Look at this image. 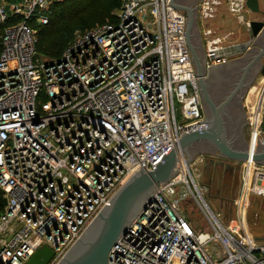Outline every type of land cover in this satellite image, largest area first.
<instances>
[{
  "label": "built area",
  "instance_id": "1",
  "mask_svg": "<svg viewBox=\"0 0 264 264\" xmlns=\"http://www.w3.org/2000/svg\"><path fill=\"white\" fill-rule=\"evenodd\" d=\"M57 1L0 0V264H26L42 247L52 251L45 264H57L141 165L153 170L173 140L210 126L176 0H121L112 22L76 31L46 60L35 49L38 27ZM242 2L229 0L230 11L242 12ZM224 61L215 47L204 53L205 68ZM176 157L178 172L117 236L107 264H264V241L244 227L250 198L264 196V165L241 162L235 227L209 208L204 185ZM186 198L211 234L187 220Z\"/></svg>",
  "mask_w": 264,
  "mask_h": 264
},
{
  "label": "water",
  "instance_id": "2",
  "mask_svg": "<svg viewBox=\"0 0 264 264\" xmlns=\"http://www.w3.org/2000/svg\"><path fill=\"white\" fill-rule=\"evenodd\" d=\"M243 11L241 13L243 28L249 33V41L244 45L257 44V41L264 36V19H249L248 13H259V0H242ZM180 10L187 12L186 36L188 46L195 63L198 76V83L201 86L203 99L212 112L210 126L201 131H195V128L184 132L178 139L173 140V147L167 154L161 156V161L156 162L153 170L140 166L131 177L118 189V191L109 199L110 204H104L99 212L94 216L90 223L85 227L57 264H107V256L111 245L117 236L125 231L126 225L130 220L144 207L145 202L152 195L158 184L167 181L174 175L176 166V149L193 141L207 140L211 142L218 151L219 158H205L203 167L208 174H213L212 178H217V191L224 200L233 201L234 184L231 188L228 177L235 173L238 166L231 162H244L248 159L264 165V144L250 152V144L245 149L237 151L229 147L228 140L225 139L224 121L219 115L226 104L232 99L234 94L251 82L264 79V64L259 71L249 81L245 82L248 69L264 57V45L252 57L249 63L244 66L242 75L235 83L233 90L218 104H214L206 92L203 84V74L200 62L196 57L190 43V27L194 19L193 8L177 6ZM264 16V13H262ZM231 161V162H229ZM225 178H227L225 180ZM231 197L227 198L228 195ZM0 205L5 204V199L1 196ZM52 256V251L47 247L37 249L29 258L26 264H45ZM205 264V262H204Z\"/></svg>",
  "mask_w": 264,
  "mask_h": 264
},
{
  "label": "rangeland",
  "instance_id": "3",
  "mask_svg": "<svg viewBox=\"0 0 264 264\" xmlns=\"http://www.w3.org/2000/svg\"><path fill=\"white\" fill-rule=\"evenodd\" d=\"M204 2L205 1L203 0H199V3L196 4V7L201 6L202 8L200 9V12H197V16H196L197 18H195L196 10L192 11L194 15V19H192V23L190 27V33H191L190 43L192 45V49L194 53L198 49L197 44L201 46V42H200L198 31H197L199 29L197 26H199L201 23L205 24L207 21L210 20V18L206 16V14L207 15L209 14L208 10L213 13H217L219 10L224 15V0H211V1L208 0V3L206 2L205 4ZM186 3H189V4H186L188 5L187 7L194 8L195 6V5L193 6V4L195 3V0H187ZM117 9L114 12H116ZM185 15L187 17V14ZM203 35H204L203 44L205 45L208 42H211L213 39H216L214 38L212 34H209L207 32H205ZM42 58L49 60L45 57H42ZM245 65L246 63L239 64L241 68H243ZM215 74L216 75H214V77L217 76L215 79L216 85L217 87L222 89L219 95L215 99H213L214 102L218 104L229 94L228 92L234 87V84L240 78L241 71L238 74L234 75V77L230 79V81L227 82V84L225 85V89H224V69L222 70L217 69ZM251 79L247 78L245 82H249ZM256 82L257 81L251 82L252 85L251 84L250 85L252 87L249 85V87L246 86L245 88H242L240 92L237 93V95L234 96L233 99H231L226 104L224 109L219 111V115L224 121L223 133H225V139L227 140L229 139L226 136L227 133H232L231 130L229 129V126H231L232 124L230 122L226 123V118H224L226 116L225 115L226 113L227 115H233L235 118L238 119V122L235 123L238 130L235 131V134H240L239 136H241V138H243V140L247 142L246 146H248L250 144V137L253 132L252 125L249 123L251 121L249 118L252 117V112L255 111L256 107H258L257 104H259V100H260V105H259L260 118H259V123H258V128H260V132L255 136L256 142L254 144V149H257L258 146H263L264 144V103H263L264 95L260 89L253 88V84ZM247 92L252 95L250 96L249 100L247 99L244 100V95ZM209 111L210 109L208 105L204 103V112L207 116L209 115L211 117V114H209ZM178 151L181 152V154L184 156V158L186 159V162H188L191 165V173L195 181L197 182V184L199 186L204 185L203 187H201V190H202L201 194L204 200L206 201L207 205L209 206V208L215 214L219 215L221 222H223L226 225L230 224L236 227L239 223L237 220H233L234 213L231 212L232 201L225 199L224 202H222L220 200L222 198V195H221L222 193L220 194L217 191V186H216L217 178L213 179L212 178L213 174L209 175L208 172L205 171L203 167V161L205 158H209V157L219 158L218 151L215 149L214 145L207 140L193 141L191 143L180 146L176 150V154L178 153ZM200 156H202L203 160L201 162L196 161V159ZM176 160H177V157H176ZM231 163L238 166V169L236 170V172L232 173L231 176L228 177L230 180L231 188L234 186L233 193H234V196H236L240 189V185H241V162H231ZM177 172H178V169H177V166H175L174 174ZM226 179L227 178H225V180ZM229 197H231V193L230 195L227 196V198ZM180 209L185 214L187 220L191 223V225L196 231H208L211 234V229L209 228L202 211L200 210V208L198 207L195 201L189 198L182 200ZM231 220L233 221L231 222ZM244 227L247 230V232L250 233L253 237L264 238V196H252L250 198L249 204L245 208ZM205 233L207 234V232ZM205 233L203 235H206ZM213 247L214 245L212 243L208 244L207 246L208 250H211Z\"/></svg>",
  "mask_w": 264,
  "mask_h": 264
},
{
  "label": "crops",
  "instance_id": "4",
  "mask_svg": "<svg viewBox=\"0 0 264 264\" xmlns=\"http://www.w3.org/2000/svg\"><path fill=\"white\" fill-rule=\"evenodd\" d=\"M178 5L182 7H187L189 3H186L187 0H176ZM198 1V2H197ZM205 1L204 4L208 0ZM211 1V0H209ZM199 3V0H195V3L193 6L197 3ZM200 5V4H199ZM259 7L261 10V14L259 13H248L249 19H264V16L262 13H264V0H259ZM198 10L195 11V18H197V12H200L201 6L195 7ZM208 16L210 18L209 21H207L205 24L201 23L198 27V36L201 42V46L197 44L198 49L195 52L196 57L198 58L203 74V84L206 89L207 94L209 95L212 102L216 105L213 99H215L219 93L222 91L221 88L217 87L216 85V71L217 69H224V89L225 85L227 84L230 79L234 77V75L238 74L241 71L240 76L242 75L243 68L239 66L240 63H243L246 65L249 63V61L252 59L254 55L259 51V48L264 45V36L260 38V40L257 41V44L249 45L245 47L244 45L249 41V33L244 30L243 28V21H239V16L241 15V11L238 12H232L229 9V0H224V15L218 10L217 13H213L209 11ZM198 22V21H197ZM203 26V27H202ZM202 27V28H201ZM207 32L209 34H212L214 38L211 42H208L206 45L203 44L204 42V33ZM206 39V37H205ZM198 43V41H197ZM214 43V44H213ZM215 47L216 52L225 58V61L220 64H215L210 66L209 68H205L204 66V53L207 50V48ZM194 61V60H193ZM264 64V57L257 63H255L253 66H251L248 69V72L246 74L245 80L251 79L255 76V74L259 71L260 66ZM195 65V63H194ZM245 65V66H246ZM257 83V84H256ZM253 84V88L260 89L261 92H263L264 95V79H261ZM218 84V83H217ZM200 85V84H199ZM252 85V84H251ZM250 85V86H251ZM235 86V84H234ZM200 87V92L202 96L203 106L204 103L206 104L205 100L203 99V94ZM252 87V86H251ZM250 87V88H251ZM234 88V87H233ZM233 88L231 90H233ZM230 90V91H231ZM230 91L228 93H230ZM249 92V91H248ZM246 93L244 95V100L250 99V96L252 94ZM224 100V99H223ZM222 102V101H221ZM264 103V102H263ZM263 112V110H262ZM226 115V116H225ZM226 123L230 122L232 125L229 126V129L232 133H227L226 136L229 138L228 143L229 147L233 150H243L246 148L247 142L239 136L240 134H235V131H237V126L235 123L238 122V119L235 118L233 115H227L225 113ZM256 141H254L255 144ZM260 142V141H259ZM259 147V146H258ZM261 147V146H260ZM216 158L217 157H213Z\"/></svg>",
  "mask_w": 264,
  "mask_h": 264
},
{
  "label": "trees",
  "instance_id": "5",
  "mask_svg": "<svg viewBox=\"0 0 264 264\" xmlns=\"http://www.w3.org/2000/svg\"><path fill=\"white\" fill-rule=\"evenodd\" d=\"M121 0H62L52 5L49 20L38 27L35 49L40 57L57 59L72 40L74 33L114 20ZM0 25V51L2 47ZM224 202V198L220 199ZM231 207V212H232ZM264 241L262 237H254Z\"/></svg>",
  "mask_w": 264,
  "mask_h": 264
},
{
  "label": "bare ground",
  "instance_id": "6",
  "mask_svg": "<svg viewBox=\"0 0 264 264\" xmlns=\"http://www.w3.org/2000/svg\"><path fill=\"white\" fill-rule=\"evenodd\" d=\"M259 96V95H258ZM258 102V101H257ZM258 105V107H256L257 108V112H256V115H257V117H258V113H259V105H260V100H259V104H257ZM251 142H250V152H253V150H254V141H255V135L254 134H252V136H251V140H250ZM178 149V148H177ZM181 156V152H179L178 151V153H177V156ZM186 169V168H185ZM180 177H182V175H181V173H180ZM182 178H184V177H182ZM205 235H202V237H204Z\"/></svg>",
  "mask_w": 264,
  "mask_h": 264
},
{
  "label": "flooded vegetation",
  "instance_id": "7",
  "mask_svg": "<svg viewBox=\"0 0 264 264\" xmlns=\"http://www.w3.org/2000/svg\"><path fill=\"white\" fill-rule=\"evenodd\" d=\"M195 7H196V6H194V8H193L194 10L196 9ZM197 7H198V6H197ZM188 8H189V7H188ZM196 10H198V8H197ZM184 13H185V14H187V12H186V11H184ZM239 92H240V91H238L237 93H239ZM237 93H236V94H234V96H236V95H237ZM234 96H233V97H234ZM233 97H232V99H233ZM209 114H211V117L208 115V118H209V120L211 121V118H212V112H211V111H209Z\"/></svg>",
  "mask_w": 264,
  "mask_h": 264
}]
</instances>
